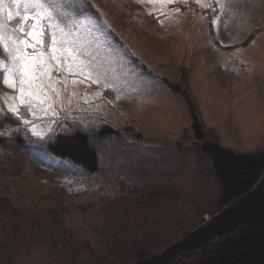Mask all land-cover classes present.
<instances>
[{
    "label": "rangeland",
    "instance_id": "1",
    "mask_svg": "<svg viewBox=\"0 0 264 264\" xmlns=\"http://www.w3.org/2000/svg\"><path fill=\"white\" fill-rule=\"evenodd\" d=\"M47 2L23 93L0 82V264H133L219 211L186 96L208 140L264 150V0ZM78 132L94 173L47 149Z\"/></svg>",
    "mask_w": 264,
    "mask_h": 264
},
{
    "label": "trees",
    "instance_id": "2",
    "mask_svg": "<svg viewBox=\"0 0 264 264\" xmlns=\"http://www.w3.org/2000/svg\"><path fill=\"white\" fill-rule=\"evenodd\" d=\"M186 100L190 104L192 131L222 187L219 211L170 247L155 255L141 254L133 264H264V150L236 152L208 140L187 96ZM10 120L9 116H0V125ZM100 134L119 131L105 127ZM7 139L0 135V146ZM47 149L90 173L99 170L98 152L84 133L58 134Z\"/></svg>",
    "mask_w": 264,
    "mask_h": 264
},
{
    "label": "snow or ice",
    "instance_id": "3",
    "mask_svg": "<svg viewBox=\"0 0 264 264\" xmlns=\"http://www.w3.org/2000/svg\"><path fill=\"white\" fill-rule=\"evenodd\" d=\"M8 8L21 11L9 12L5 18L3 13ZM52 16L53 13L49 9L47 0H11L10 4H6L5 0H0V56L4 57L3 60H0V82L6 88L15 91L18 83L20 85L18 90L23 93L22 86L25 80L31 76L32 66L25 67L21 59V54L24 51L19 47V44L24 42V36H21V33H24L25 36H32L33 32L28 30L35 29V40L37 43H42L45 30L41 21L45 18L51 20ZM33 20L34 23L30 22ZM55 26L59 27V25ZM56 43L53 35L51 44L55 45ZM52 59H56V56L53 55ZM21 103L26 104L27 102L21 100ZM9 111L16 114L15 108H10ZM24 114H27V109ZM23 122L27 123L28 121L24 120Z\"/></svg>",
    "mask_w": 264,
    "mask_h": 264
}]
</instances>
